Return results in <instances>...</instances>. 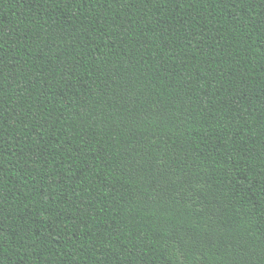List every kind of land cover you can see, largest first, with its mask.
I'll return each mask as SVG.
<instances>
[{"label": "trees", "instance_id": "trees-1", "mask_svg": "<svg viewBox=\"0 0 264 264\" xmlns=\"http://www.w3.org/2000/svg\"><path fill=\"white\" fill-rule=\"evenodd\" d=\"M0 264H264V0H0Z\"/></svg>", "mask_w": 264, "mask_h": 264}]
</instances>
